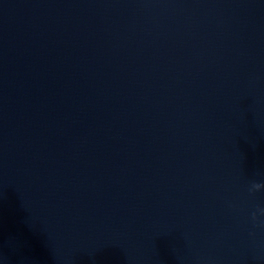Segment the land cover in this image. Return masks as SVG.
Wrapping results in <instances>:
<instances>
[{
  "label": "water",
  "instance_id": "1",
  "mask_svg": "<svg viewBox=\"0 0 264 264\" xmlns=\"http://www.w3.org/2000/svg\"><path fill=\"white\" fill-rule=\"evenodd\" d=\"M264 0H0V264H264Z\"/></svg>",
  "mask_w": 264,
  "mask_h": 264
},
{
  "label": "clouds",
  "instance_id": "2",
  "mask_svg": "<svg viewBox=\"0 0 264 264\" xmlns=\"http://www.w3.org/2000/svg\"><path fill=\"white\" fill-rule=\"evenodd\" d=\"M262 188H264V183L253 182V183H251V185L249 187V192H256V191H259ZM257 212L260 215H264V208H258L257 211H254L252 213V219H253V221H256L257 220Z\"/></svg>",
  "mask_w": 264,
  "mask_h": 264
}]
</instances>
